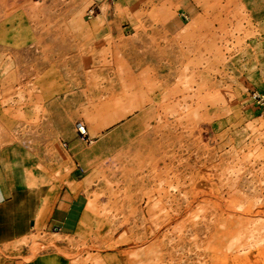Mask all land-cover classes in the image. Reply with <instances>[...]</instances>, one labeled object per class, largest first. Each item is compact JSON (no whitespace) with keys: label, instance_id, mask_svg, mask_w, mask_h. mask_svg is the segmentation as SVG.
<instances>
[{"label":"rangeland","instance_id":"374dc122","mask_svg":"<svg viewBox=\"0 0 264 264\" xmlns=\"http://www.w3.org/2000/svg\"><path fill=\"white\" fill-rule=\"evenodd\" d=\"M35 1L0 19V186L85 198L14 254L264 264V0Z\"/></svg>","mask_w":264,"mask_h":264},{"label":"crops","instance_id":"0c3cea01","mask_svg":"<svg viewBox=\"0 0 264 264\" xmlns=\"http://www.w3.org/2000/svg\"><path fill=\"white\" fill-rule=\"evenodd\" d=\"M35 2L0 0V19L10 18ZM1 188L0 186V264H63L50 261L46 255L26 261L21 255L16 256L12 250L33 234L38 226L47 222L49 231L72 233L83 215L85 197L75 198L66 189L49 220L56 204L55 191L46 185L16 187L8 193L2 192Z\"/></svg>","mask_w":264,"mask_h":264},{"label":"built area","instance_id":"2783aa9c","mask_svg":"<svg viewBox=\"0 0 264 264\" xmlns=\"http://www.w3.org/2000/svg\"><path fill=\"white\" fill-rule=\"evenodd\" d=\"M257 106L261 116H264V95L257 96Z\"/></svg>","mask_w":264,"mask_h":264},{"label":"bare ground","instance_id":"6f19581e","mask_svg":"<svg viewBox=\"0 0 264 264\" xmlns=\"http://www.w3.org/2000/svg\"><path fill=\"white\" fill-rule=\"evenodd\" d=\"M173 25H176V23L175 22H172V26ZM78 131L82 134V135H88V132H87V128H86V126H85V124H80L79 125V129H78ZM64 202V201H63ZM65 203V202H64ZM60 207L61 206H59L58 208L60 209ZM57 208V207H56ZM70 208V207H69ZM68 233V232H67Z\"/></svg>","mask_w":264,"mask_h":264}]
</instances>
